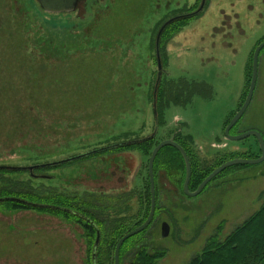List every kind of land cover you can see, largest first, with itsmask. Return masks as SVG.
Listing matches in <instances>:
<instances>
[{
    "label": "rangeland",
    "instance_id": "rangeland-1",
    "mask_svg": "<svg viewBox=\"0 0 264 264\" xmlns=\"http://www.w3.org/2000/svg\"><path fill=\"white\" fill-rule=\"evenodd\" d=\"M201 3L80 0L75 11L55 17L37 0H0V167L72 159L152 122L157 34L168 20L193 13ZM263 39L264 0H207L202 13L164 31L162 76L207 83L212 95L168 108L157 140H169L180 129L192 138L196 160L211 168L237 153L236 158L260 157L254 136L228 141L225 123L239 108L246 66ZM252 130L264 138V49L254 97L234 135ZM150 154L127 150L33 173L3 172L0 193L32 188L41 196H79L95 215L115 217L127 204L136 210L133 194L147 181ZM155 173L158 209L136 243L160 254L157 264H190L212 236L225 239L264 206V162L226 170L195 197L185 193L172 155L160 156ZM104 195L111 201L99 198ZM88 255L80 224L0 205V264H87Z\"/></svg>",
    "mask_w": 264,
    "mask_h": 264
},
{
    "label": "trees",
    "instance_id": "trees-1",
    "mask_svg": "<svg viewBox=\"0 0 264 264\" xmlns=\"http://www.w3.org/2000/svg\"><path fill=\"white\" fill-rule=\"evenodd\" d=\"M195 10H191L190 12ZM58 15L59 14L55 15V17ZM190 19H182L172 23L166 28L165 32L172 26H176V24L178 25L179 23L186 22ZM262 42H264V39L255 47ZM253 54L254 52H252L250 61L246 66L247 81L245 93H243L238 110L242 107L249 90L252 77ZM154 86L155 85L150 87V101L152 104L153 121L143 125L136 132L126 131L120 135L110 138V146L120 144L121 146L84 159L96 157L100 154L122 152L127 150L142 151L146 155L150 154V152L152 154L154 148L160 143V141L157 140V129H159V127L162 128L165 125V111L168 108L171 106L186 107L192 103L196 96L208 98L212 95V89L207 83L188 81L184 79L172 80L166 75L162 76L157 90L156 86ZM237 111L227 120L225 123V129ZM237 124L230 132L232 135L236 134L235 129ZM148 130H151V132H147ZM152 133H156L155 136L147 137L148 134ZM170 137V139L179 143L190 157L192 163V178L189 189L194 188V190H197L201 183L217 167L225 163L222 161L211 168L206 165V163H201L196 160L193 149L194 142L192 138L190 136H183L180 129L173 131V134H171ZM163 153H168L175 158L179 169L183 174V181L186 179V165L182 154L176 148L171 146L163 148L154 163L156 195L157 181L155 169L157 161ZM237 154L240 155L239 153ZM237 154H233L230 159L232 160L238 157ZM241 155L249 159L254 158L252 154L248 156L247 153ZM255 158L259 157L255 156ZM53 168L56 167L38 169L37 171H44L46 169ZM147 171L149 172V170ZM3 172L13 174L26 171L0 170V174ZM133 195L137 198L136 210H134L133 205L127 204V208L123 211L121 210L115 217L107 216L104 218L101 215L97 216L90 210H87L84 199L79 196L55 193V191L50 192L47 196H41L32 188L29 192L20 188H12L9 190L7 188H3L2 193H0V199L11 198L16 200L0 202V205H9L13 209L44 211L80 224L86 229L88 238L89 255L87 264H115V249L118 241L124 235L143 224L150 213L151 191L149 173L147 181H144L141 187L136 188ZM99 198H104L109 201L112 199L110 195L100 196ZM157 209L158 208H156V210ZM138 236L139 235H136L135 237L130 238L123 244L120 252V264H157L160 254L150 253L148 246L145 243H136ZM190 264H264V206H262L259 211L253 214L244 224L238 227L225 239L220 240L218 235L212 236L207 241L203 251L195 257Z\"/></svg>",
    "mask_w": 264,
    "mask_h": 264
},
{
    "label": "water",
    "instance_id": "water-1",
    "mask_svg": "<svg viewBox=\"0 0 264 264\" xmlns=\"http://www.w3.org/2000/svg\"><path fill=\"white\" fill-rule=\"evenodd\" d=\"M79 1L80 0H37L39 5L41 6V8L46 13H49V14L71 13V12L75 11ZM206 3H207V0H202L201 6L196 11H194L193 13L186 14V15L173 17L172 19H170L166 23H164V25L160 28V30L157 34V37H156V55H157L158 71H159L158 80H157V84H156V90L158 88V85L160 83L162 73H163V66H162L161 54H160V41H161V37H162L163 32L166 30V28L169 25H171L172 23H174L176 21H179L182 19L193 18L194 16L202 13L206 7ZM263 49H264V42L259 44V46L254 51L253 63H252V77H251V83H250L248 95H247L242 107L237 111V113L231 119V121L229 122L228 126L225 129L226 139L228 141H232V142L243 141V140H245L251 136H254L256 138V140L258 141V144L260 146L261 156L259 158H255V159L236 158V159H232V160H229V161L223 163L222 165L217 167L201 183V185L199 186V188L195 192H190L189 187H190V182H191V178H192V163H191L190 157L188 156L185 149L179 143L174 141L173 139H169V140H165V141L160 142L154 148V150L151 154V157L149 159V165H148L150 191H151L150 213H149L146 221L143 224H141L136 229H134L131 232L124 235L118 241V243L116 245V249H115V264H120V252H121V248H122L123 244L127 240H129L130 238L135 237L136 235H139L140 233L145 231L151 225V223L155 217L157 201H156V182H155V176H154V163H155V160H156L158 154L160 153V151L163 148L171 146V147L176 148L182 154L184 161H185V165H186V179H185V183H184V191L186 194H188L191 197L198 196L207 187V185L210 182H212L215 178H217L223 172H225L226 170H228L232 167H236V166H240V165H257V164H261L264 162V138L260 132H258L256 130H252V131H248L246 133L239 134V135H232L230 133L231 130L234 128V126L242 119V117L244 116L246 111L249 109L250 104L252 102V99L254 97V93H255L256 85H257V80H258V73H259V57H260V53ZM125 145H127V144H125ZM119 146H121V144L103 147L101 149L88 152L86 154L77 156V157L72 158V159L61 160V161H57V162H53V163L35 165L32 167H0V170L29 171L30 173H33V171L37 170V169H45V168H50V167L61 166V165H64V164H67V163H70L73 161H77V160L87 158L89 156H92V155H95V154H98L101 152L112 150V149L117 148ZM10 200L15 201L16 199H11V198L0 199V202L10 201ZM168 234H169V226L167 224H165L163 226V235L166 237Z\"/></svg>",
    "mask_w": 264,
    "mask_h": 264
}]
</instances>
